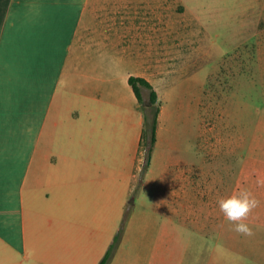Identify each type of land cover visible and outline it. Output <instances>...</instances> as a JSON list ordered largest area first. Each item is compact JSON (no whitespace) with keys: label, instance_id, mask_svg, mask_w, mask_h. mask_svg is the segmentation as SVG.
I'll return each instance as SVG.
<instances>
[{"label":"crops","instance_id":"1","mask_svg":"<svg viewBox=\"0 0 264 264\" xmlns=\"http://www.w3.org/2000/svg\"><path fill=\"white\" fill-rule=\"evenodd\" d=\"M182 3L0 0V264L99 263L111 232V151L124 152L128 126L139 145L143 128L128 78H144L157 93L156 135L170 101L205 109L201 80L190 88V45L176 25ZM182 166L176 194L155 211L168 242H153L146 263L116 252L108 264L222 263L220 239L238 235L216 203L229 195L200 187L190 195V166ZM253 196L259 205L243 221L251 229L264 227V195Z\"/></svg>","mask_w":264,"mask_h":264},{"label":"rangeland","instance_id":"2","mask_svg":"<svg viewBox=\"0 0 264 264\" xmlns=\"http://www.w3.org/2000/svg\"><path fill=\"white\" fill-rule=\"evenodd\" d=\"M181 1L176 25L186 33L185 48L190 45V88L201 80L205 109L200 115L192 105L179 110L172 101L166 104L145 171L146 150L132 141L131 127L125 131L124 152L111 151L109 245L119 232L112 258L116 252L124 257L137 252L146 263L153 242H168L155 211L163 198L176 194L184 164L191 171L190 195H200V188L202 195L240 190L264 195V0ZM252 227L251 236L220 239L221 264H260L264 227ZM193 239L185 236L184 242L193 245ZM229 244L250 253L236 254Z\"/></svg>","mask_w":264,"mask_h":264},{"label":"trees","instance_id":"3","mask_svg":"<svg viewBox=\"0 0 264 264\" xmlns=\"http://www.w3.org/2000/svg\"><path fill=\"white\" fill-rule=\"evenodd\" d=\"M128 83L132 88L143 113V128L139 145L146 150L145 163L142 169L145 171L149 166L152 148L156 141V128L160 103L156 91L144 78L130 76L128 78ZM143 91L147 92V99L143 97ZM118 235L119 232L116 234L114 241L109 245L98 264H108L116 247L115 242Z\"/></svg>","mask_w":264,"mask_h":264},{"label":"clouds","instance_id":"4","mask_svg":"<svg viewBox=\"0 0 264 264\" xmlns=\"http://www.w3.org/2000/svg\"><path fill=\"white\" fill-rule=\"evenodd\" d=\"M219 211L233 225V231L244 236L253 235L252 229L243 223L249 214L258 207L259 201L247 190H240L216 201Z\"/></svg>","mask_w":264,"mask_h":264}]
</instances>
